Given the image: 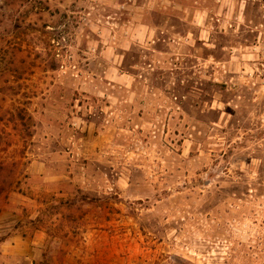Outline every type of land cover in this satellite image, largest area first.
<instances>
[{"label":"rangeland","instance_id":"1","mask_svg":"<svg viewBox=\"0 0 264 264\" xmlns=\"http://www.w3.org/2000/svg\"><path fill=\"white\" fill-rule=\"evenodd\" d=\"M255 1L0 0V247L43 231L61 263L264 264Z\"/></svg>","mask_w":264,"mask_h":264},{"label":"crops","instance_id":"2","mask_svg":"<svg viewBox=\"0 0 264 264\" xmlns=\"http://www.w3.org/2000/svg\"><path fill=\"white\" fill-rule=\"evenodd\" d=\"M218 2L223 1L222 4H217L218 8L220 7L223 9L224 12L230 7H227L225 0H217ZM229 4L232 5V9L234 13L239 14L240 9L244 5L243 3L246 2V7L250 3L256 2L255 0H228ZM259 7L262 5L264 0L257 1ZM216 6V7H217ZM182 9L185 11L187 10L188 6L184 2L181 4ZM255 7V3L253 4ZM205 11H210V6L204 7ZM264 8V7H263ZM262 8V9H263ZM264 10V9H263ZM46 243V233L43 231H36V233L32 236L23 234V233H14L9 236L5 241H3V245H1L0 250L2 253L0 254V264H71L70 260H68L67 256H72V258H77V262L82 254L86 256L89 254L88 248H82L80 251L79 249L74 250L71 253L70 250L64 251V257L62 258V262H58L56 257H49L47 248H44V251H47L44 258L38 257V245H42ZM46 247V246H45ZM79 251V252H78ZM75 255V256H74ZM83 262L86 261V264H92L91 260L89 262V258H82ZM81 264V263H78ZM85 264V263H83Z\"/></svg>","mask_w":264,"mask_h":264},{"label":"trees","instance_id":"3","mask_svg":"<svg viewBox=\"0 0 264 264\" xmlns=\"http://www.w3.org/2000/svg\"><path fill=\"white\" fill-rule=\"evenodd\" d=\"M5 166H6V163L3 160L0 161V168L3 169L5 168Z\"/></svg>","mask_w":264,"mask_h":264}]
</instances>
